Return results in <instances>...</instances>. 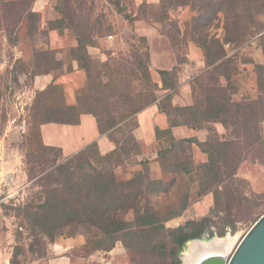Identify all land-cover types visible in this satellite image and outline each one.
<instances>
[{"label": "trees", "instance_id": "16d2710c", "mask_svg": "<svg viewBox=\"0 0 264 264\" xmlns=\"http://www.w3.org/2000/svg\"><path fill=\"white\" fill-rule=\"evenodd\" d=\"M72 1L54 0L53 10L59 16L48 18L44 26L39 24L38 11L31 9L26 13L28 37L35 43L34 74H49L63 67V60L56 57L58 51L49 47L50 30L59 34L72 31L77 45L67 49V61H75L85 73V84L76 90L73 104L54 97L62 91V84L51 82L40 90L32 120L39 125H77L82 114H90L98 133L107 136L114 149L101 155L94 141L59 162L61 149L44 145V149L55 154L49 168L40 171L50 177L57 172L67 180L58 192L31 205L36 211L28 209L27 217L50 241L82 234L87 244L101 250H110L120 241L135 263L144 257L156 258L160 264H181L180 254L186 242L202 238L213 224V217L229 209L222 207L226 183H246L235 175L243 158L234 151V142L220 136L212 124L232 127L233 132L242 131L249 138L261 140L255 101H233L231 97L238 92L232 77L240 72V48L256 41L264 52V0H142L139 9L149 15L144 20L160 24L159 32L169 40L177 59L172 68L157 70L159 81L151 77L146 51L135 53L132 67L109 58L93 62L88 47L94 45V40L72 25ZM116 6L123 12L118 0ZM185 7L193 13L183 24L171 18L172 10ZM220 22L222 35L216 36L211 28ZM139 39L146 41L144 36ZM188 42L202 49L205 69L191 85V103L179 106L172 103V97L179 91L180 67L187 61ZM226 44L233 52L225 48ZM255 67L259 82L264 81V66ZM68 68L71 71L70 64ZM200 87L203 89L199 93ZM153 103L166 115L168 126L155 127L156 140L161 144L156 156L137 160L140 148L133 133L138 127L137 114ZM180 125L193 129L202 126L207 136L203 141L194 136L177 138L172 128ZM193 144L206 154L205 161H194ZM153 163L161 168L162 178H152ZM128 167L135 168L119 183L118 169L127 172ZM193 184L198 197L212 194L213 205L208 214L174 227L166 226L188 209ZM251 196L264 198L253 192ZM231 217L228 210L220 218L223 226L235 222Z\"/></svg>", "mask_w": 264, "mask_h": 264}, {"label": "rangeland", "instance_id": "374dc122", "mask_svg": "<svg viewBox=\"0 0 264 264\" xmlns=\"http://www.w3.org/2000/svg\"><path fill=\"white\" fill-rule=\"evenodd\" d=\"M141 1L118 0V5L123 8V12H119L116 0H73L72 25L91 35L94 40L90 53L93 62L109 58L132 67L135 53L146 51L151 77L155 81L158 79L156 67L160 65L161 58L167 61L174 51L169 40L160 34V24L144 20L149 15L140 11ZM146 1L156 3L158 0ZM53 6L54 0H0V264H47L50 240L27 217V210L36 211L30 206H35L58 192L67 180L63 174L56 172V178H53L54 176L50 177L40 171L42 168H49L55 152L44 149L41 125L32 120V114L36 112L34 106L38 92L48 81L63 85L62 91H57L54 97H59L64 103L73 99L76 90L85 84V73L74 69L75 63L67 61V41L75 39L71 30H66L52 40L49 38V47L58 51L56 57L63 60V67L53 69L46 76L34 74L35 43L28 37L26 13L31 9L38 11L39 24L44 26L48 18L59 16ZM191 12L189 9L178 8L172 10L170 15L183 24ZM221 26L220 22L212 27L211 33L220 36ZM141 32L149 35L144 36L145 43L139 39ZM228 49L233 52L232 48ZM68 64L72 67L71 71H67ZM256 64L264 66V52L254 41L251 45L240 48V72L232 77L238 92L231 98L233 101L247 103L255 101L253 108L259 119L257 131L261 140L249 138L242 131L233 132L232 127L226 129L219 123L212 124L220 136L234 142V151L243 158L235 175L237 179L246 181L241 183L230 180L223 189L227 195L223 197L222 207L229 208L235 222L223 226L220 218L227 215L228 210L221 211L219 216L213 217V224L207 227L201 238H224L230 235L233 242L229 256L252 224L264 213V198L251 196V192L264 195V118L260 119L264 116V81L259 82ZM180 68L182 74V67ZM200 73L190 70V75L194 76L190 80V86L195 85ZM202 89L203 87L198 88L199 93ZM87 121H92L91 129L87 126ZM46 128L55 132L52 135L54 140L60 138L61 129H74L61 124H47ZM82 129L86 138L97 133L92 116L84 117ZM60 155L59 162H63L67 156L62 151ZM94 164L99 165L96 161ZM118 173H121L119 169ZM191 189L189 207L175 223L183 224L200 219L208 214L213 205L212 194L198 197L195 184ZM210 231L213 232L212 235H209ZM129 262L160 264L156 258L144 257H139L136 263L129 258Z\"/></svg>", "mask_w": 264, "mask_h": 264}, {"label": "crops", "instance_id": "0c3cea01", "mask_svg": "<svg viewBox=\"0 0 264 264\" xmlns=\"http://www.w3.org/2000/svg\"><path fill=\"white\" fill-rule=\"evenodd\" d=\"M155 2V1H154ZM185 9H188L185 7ZM56 13V12H55ZM193 12L190 13V16ZM57 14V13H56ZM58 16V15H57ZM56 15L54 17H57ZM189 16V17H190ZM188 17V18H189ZM53 18V17H51ZM187 18V19H188ZM185 19L184 21H186ZM183 21V22H184ZM222 24V22H221ZM143 29V28H141ZM146 30V29H144ZM141 36H149L146 32H141ZM60 34L56 30L49 31V38H57ZM151 35V34H150ZM155 35V34H154ZM222 35V26L221 34ZM61 36V35H60ZM77 45L76 39L67 41V47H73ZM92 46L88 47L89 53H91ZM229 45H225V48L228 49ZM185 56L187 61L182 64V74L179 78V91L174 94L172 97V103L174 105L185 106L191 103V86L190 80L193 79V75H190V70H195L197 72H202L205 69V61L202 49L194 44L193 42H188L185 46ZM152 58V55H151ZM160 61V60H159ZM168 61V62H167ZM167 61H164L161 58L160 65L158 69H170L176 63L175 53H171L170 57L167 58ZM77 64L75 61L70 62ZM79 70V69H78ZM48 74H43L46 76ZM51 81V80H50ZM48 81V84L51 83ZM155 81H159L158 79ZM47 84V85H48ZM46 85V86H47ZM45 86V87H46ZM44 87V88H45ZM73 99L68 100L67 104H73L75 102V96H72ZM90 114H82L80 117V123L77 125H68L70 128L74 129H61L60 138L58 140L53 139L52 129L46 128L47 124H57V123H46L40 126V132L42 136L43 143L46 146H54L61 149L64 156H71L79 150L83 149L87 144L91 142H96L98 151L101 155L109 153L114 149L113 143L105 135H100L98 133L92 134L90 138L83 132V119L85 116ZM92 116V115H90ZM93 117V116H92ZM94 119V118H93ZM138 127L134 130V137L139 145L140 153L136 156L137 160L140 159H152L156 156L157 150L160 148L161 144L157 142L155 137V127L158 126L161 129H165L168 126V120L166 115L163 112H160L156 103L150 104L137 114ZM96 127V123L94 120ZM87 126L92 128V121H87ZM222 126V125H221ZM68 128V127H67ZM172 132L177 138L184 137H197L198 140L203 141L207 136V131L203 129L202 126H198L196 129L190 128L188 126L180 125L172 128ZM193 159L196 163L203 162L207 159L206 154L200 151L199 147L195 144L192 146ZM134 170V167H128L127 172H121L117 174L119 183L124 182L128 177L129 173ZM150 174L152 178H162L164 176L161 168L157 163H153L151 166ZM174 218L169 220L166 225L174 227L180 225L175 223L178 219ZM47 256V264H131L129 262V255L126 252L120 241L116 242L114 247L110 250H101L96 249L93 245L87 244L85 237L82 234H77L75 236L67 237L61 236L53 241L49 242Z\"/></svg>", "mask_w": 264, "mask_h": 264}, {"label": "water", "instance_id": "95a60500", "mask_svg": "<svg viewBox=\"0 0 264 264\" xmlns=\"http://www.w3.org/2000/svg\"><path fill=\"white\" fill-rule=\"evenodd\" d=\"M215 238L217 236L188 240L181 252V264H185L182 258L183 252L187 249L188 243L194 240H204L209 245H198L191 254L189 264H264V213L248 229L230 256L231 249L226 250L222 246L213 244Z\"/></svg>", "mask_w": 264, "mask_h": 264}, {"label": "bare ground", "instance_id": "6f19581e", "mask_svg": "<svg viewBox=\"0 0 264 264\" xmlns=\"http://www.w3.org/2000/svg\"><path fill=\"white\" fill-rule=\"evenodd\" d=\"M232 242H233V239L230 237V235H228L224 238H219V237L215 238L213 241V244H215V246H222L226 250H229V249H231ZM198 245L208 246L209 244L207 241H204V240H202V241H197V240L190 241L187 245V249L182 254V258H183L185 264H189L191 254L196 250Z\"/></svg>", "mask_w": 264, "mask_h": 264}]
</instances>
